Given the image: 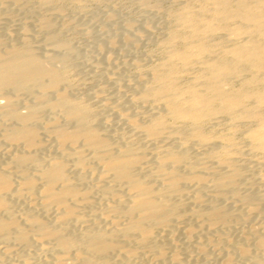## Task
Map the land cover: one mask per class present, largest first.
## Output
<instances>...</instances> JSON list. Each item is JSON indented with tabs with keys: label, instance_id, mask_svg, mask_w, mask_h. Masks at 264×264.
<instances>
[{
	"label": "bare ground",
	"instance_id": "obj_1",
	"mask_svg": "<svg viewBox=\"0 0 264 264\" xmlns=\"http://www.w3.org/2000/svg\"><path fill=\"white\" fill-rule=\"evenodd\" d=\"M207 1L215 22L177 14L194 53L170 38L166 63L211 56L208 33L224 32L228 43L203 63V89L179 88L172 66L150 70L135 97L159 102V111L146 123L128 120L144 146L107 140L87 104L67 93L58 68L70 47L50 33L49 18L35 24L49 33L43 55L29 29L17 41L0 37V264H264V187L254 193L241 180L229 136L213 140L202 130L217 113L253 119L249 145L264 151V83L226 88L244 72L264 82V0ZM167 118L191 126L173 128L182 140L175 145L164 141L174 138Z\"/></svg>",
	"mask_w": 264,
	"mask_h": 264
},
{
	"label": "rangeland",
	"instance_id": "obj_2",
	"mask_svg": "<svg viewBox=\"0 0 264 264\" xmlns=\"http://www.w3.org/2000/svg\"><path fill=\"white\" fill-rule=\"evenodd\" d=\"M41 3L42 0H1L0 37L15 40L18 37L20 39V36L24 34L23 29H29V32H32L29 33L31 44L33 38V46L37 47L38 45L37 53L43 55L46 47L42 46L49 33H44L35 24L41 17L49 18L52 23V32L50 33H55L59 41H65L64 43L70 47L69 54L73 51L71 56L68 54L69 57H67L68 55H66V58H69L67 60H70L65 61L67 65L65 63L61 65L57 61L62 52L60 55L59 52L57 54V51L53 52L54 56L52 53L50 54L52 62L61 65L58 69L61 74L64 73L67 88L69 87L67 89L65 86L64 91L68 90L67 93L72 98L82 100L87 104L90 113L92 112L90 119L96 121L93 122L100 131L104 129V132L109 133L106 138H109L107 140L113 143L115 141L116 143H123V141L127 143L128 138L130 144L143 145L142 137L136 135L128 127V120L130 117L134 119L139 117L137 119L139 123H146L151 119V115L156 113L153 111L154 109L159 111L156 109L159 102H143L144 100L135 97L138 91L137 87L145 81H151V69H159L164 65L172 66L176 69L179 88L190 85L203 89L204 77H200L204 71L203 63L211 56H220L228 43L229 36L224 32L208 33L205 42L211 56L209 54L195 55L193 56L194 61L190 65H183L177 59L166 63L165 58L170 45L178 50H189L191 55L194 53L193 48H189L185 44V41L190 39L191 29L187 23L177 22V14L185 9V11L188 10L196 15L199 14L204 22H215L212 13L213 6L207 0H50V4L45 6ZM168 39L171 40L169 46L166 44ZM165 52L166 54H164ZM56 63L55 65L59 67ZM248 74V72H244L243 76H238L237 81L233 80V84L226 88L237 91L239 86L241 89V86L249 82L250 86L247 83L246 88L250 91L260 89L264 83L262 78L256 77V79L248 81L251 79ZM253 100L251 97L245 99L248 107L251 105H253L251 108L256 107ZM0 102H4V99L0 98ZM247 104L245 103L246 106ZM260 108L264 112V106ZM166 120V123L172 127L170 129L171 133L173 130V134L178 128L187 133L191 127L182 121L170 118ZM203 124L202 130L213 140L229 136L228 140L231 146L233 143L229 156L233 158L236 165L242 168L241 180L246 182V179H249L250 189L254 193L262 190L264 187V151L251 147L247 138L249 131L256 127L253 119L235 115L228 117L223 113H217L214 117L206 119ZM175 135L174 138L164 141H169L171 145L182 141ZM224 143L223 139L222 143L218 142L214 147L220 146L221 148V146H225ZM195 148L190 147L189 153L192 151L190 153L192 155L200 154L202 150ZM247 186L249 188V185L245 187Z\"/></svg>",
	"mask_w": 264,
	"mask_h": 264
}]
</instances>
